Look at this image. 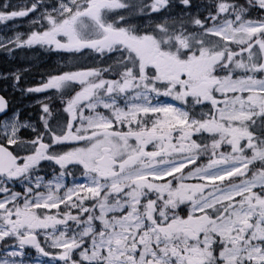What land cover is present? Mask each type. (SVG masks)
I'll list each match as a JSON object with an SVG mask.
<instances>
[{"label": "snow or ice", "instance_id": "1", "mask_svg": "<svg viewBox=\"0 0 264 264\" xmlns=\"http://www.w3.org/2000/svg\"><path fill=\"white\" fill-rule=\"evenodd\" d=\"M0 56V264H264V0H4Z\"/></svg>", "mask_w": 264, "mask_h": 264}, {"label": "flooded vegetation", "instance_id": "2", "mask_svg": "<svg viewBox=\"0 0 264 264\" xmlns=\"http://www.w3.org/2000/svg\"><path fill=\"white\" fill-rule=\"evenodd\" d=\"M4 0H0V4H2ZM13 3H16L17 0H12ZM36 64L38 65L40 70L48 69L52 70L57 66V59L54 56H48L47 54H37L36 57ZM12 64L8 61H6L2 56H0V69H3L4 67H11ZM17 103H20V101H17ZM29 102L25 101L24 104L21 105L22 110H27L25 105H27Z\"/></svg>", "mask_w": 264, "mask_h": 264}]
</instances>
